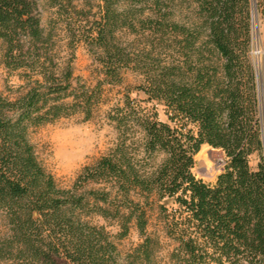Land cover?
<instances>
[{
    "label": "trees",
    "instance_id": "trees-1",
    "mask_svg": "<svg viewBox=\"0 0 264 264\" xmlns=\"http://www.w3.org/2000/svg\"><path fill=\"white\" fill-rule=\"evenodd\" d=\"M254 3L47 0L55 16L44 25L36 0H0L2 64L23 81L14 97L0 92V264H158L163 239L172 264H264V126L249 57ZM81 43L98 61L92 87L75 76ZM126 71L142 76L134 90L155 104L152 112L126 92L107 113L114 146L75 183L106 186L86 194L58 187L29 128L77 112L90 119L104 86L120 84ZM205 144L226 157L212 183L193 172ZM91 200L117 224L115 236L84 219ZM155 212L162 226L148 232ZM132 223L142 241L121 262L115 238Z\"/></svg>",
    "mask_w": 264,
    "mask_h": 264
},
{
    "label": "rangeland",
    "instance_id": "rangeland-1",
    "mask_svg": "<svg viewBox=\"0 0 264 264\" xmlns=\"http://www.w3.org/2000/svg\"><path fill=\"white\" fill-rule=\"evenodd\" d=\"M41 11V19L47 25L49 19L54 17L55 8L47 6V0H36ZM183 14L186 13L182 9ZM148 13V12H146ZM180 9L176 8L175 19H179ZM256 22L257 32L255 33L254 22L251 26V47L249 49L250 61L254 66L257 82L259 78L264 84V0H256ZM59 23V30L63 28ZM63 32H60L62 35ZM129 40L136 37L134 33H126ZM2 43L0 40V92L4 95L14 97L17 95V87L23 83L16 75L8 74L7 69L2 64ZM77 58L74 63L75 76H81L91 87L96 83L98 61L88 51L83 43L77 48ZM123 81L112 87L105 85L100 96V101L92 108L90 119H84V113L77 112L73 115L61 117L53 122H47L37 127H30L28 131L29 139L35 147L36 154L45 169L50 172L58 187L64 189H76L77 193L86 194L90 189H102L106 186L104 182H81L76 183L77 177L85 166L92 165L101 156L106 155L114 146L118 132L107 116L110 108L118 102L123 95L130 91V96L139 102L146 111L152 112L153 102H145V94L142 91L134 90L141 82L142 76L134 71L123 73ZM76 83V82H75ZM259 89V85H258ZM260 112L262 126H264V89L260 96ZM161 119L165 120L161 106H156ZM195 165L193 172L197 178L203 179L207 183L214 182L216 176L223 170L226 157L221 149L209 145H203L194 156ZM259 156L255 153L250 157V165L256 167ZM76 185V188L74 187ZM100 203V202H99ZM102 204V203H101ZM89 213L84 219L93 225L105 226L112 235H116L119 227L113 221L104 218L94 212L93 200L90 201ZM176 208L175 204H169L168 212ZM162 221L157 217L150 220L147 231L160 229ZM4 222L0 217V230H4ZM142 238L134 223L131 224L129 233L123 238H115L117 244L119 260L123 262L125 255L136 247ZM172 249L168 239H163L161 248L157 252L156 261L158 264H172L168 257V252Z\"/></svg>",
    "mask_w": 264,
    "mask_h": 264
},
{
    "label": "water",
    "instance_id": "water-1",
    "mask_svg": "<svg viewBox=\"0 0 264 264\" xmlns=\"http://www.w3.org/2000/svg\"><path fill=\"white\" fill-rule=\"evenodd\" d=\"M253 22H255L256 28H255V33L257 32V22H256V6L255 3L253 4ZM258 85H259V93L260 96L262 97V89H264V84H262V80L259 78L258 80Z\"/></svg>",
    "mask_w": 264,
    "mask_h": 264
},
{
    "label": "bare ground",
    "instance_id": "bare-ground-1",
    "mask_svg": "<svg viewBox=\"0 0 264 264\" xmlns=\"http://www.w3.org/2000/svg\"><path fill=\"white\" fill-rule=\"evenodd\" d=\"M256 28L255 22H254V29Z\"/></svg>",
    "mask_w": 264,
    "mask_h": 264
}]
</instances>
